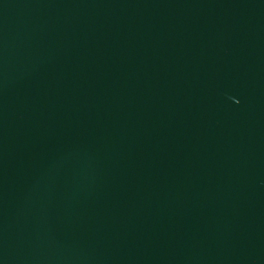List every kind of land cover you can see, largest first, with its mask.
Masks as SVG:
<instances>
[{"label":"water","instance_id":"1","mask_svg":"<svg viewBox=\"0 0 264 264\" xmlns=\"http://www.w3.org/2000/svg\"><path fill=\"white\" fill-rule=\"evenodd\" d=\"M0 264H264V0H0Z\"/></svg>","mask_w":264,"mask_h":264}]
</instances>
